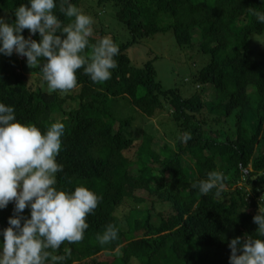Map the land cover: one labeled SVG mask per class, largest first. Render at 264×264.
Returning a JSON list of instances; mask_svg holds the SVG:
<instances>
[{
	"label": "trees",
	"instance_id": "obj_1",
	"mask_svg": "<svg viewBox=\"0 0 264 264\" xmlns=\"http://www.w3.org/2000/svg\"><path fill=\"white\" fill-rule=\"evenodd\" d=\"M86 1L71 0L83 13ZM27 2L0 0V17L14 23L16 8ZM109 2L131 38L103 29L89 37L90 45L105 36L113 39L120 49L118 67L100 84L78 69L80 91L72 96L73 107L59 90L45 89L41 64L31 68L27 59L0 54V102L14 106L18 121L34 124L43 133L57 121L56 112L63 114L65 134L57 157L63 172L57 173L56 187L74 191L86 186L102 197L87 217L84 239L65 241L60 249L49 251L64 255L66 247L71 249L65 264H229L230 241L255 235L253 217L264 208V52L255 59L251 46L254 34L264 35V24L249 11H264V0H97L91 5ZM53 11L64 26L74 20L60 12L59 2ZM169 31L181 48L198 46L210 55L194 73V81L214 85V100L206 101L199 89L183 96L176 87L165 88L157 78L156 58L141 67L132 64L131 45ZM195 32L200 33L198 42ZM29 34L25 29V38ZM91 50L86 48L82 55ZM28 73L41 77L29 82ZM118 96H128L149 117L169 108L180 134L190 132L192 138L187 143L166 142L156 151L154 137L146 133L140 156L132 159L126 151L134 141L123 131L129 121L123 120L116 131V116L109 108L110 98ZM205 110L220 128L208 126L201 116ZM210 171L225 177L219 196L215 189L202 196L192 187ZM129 198L142 205L141 211L132 208L121 218L118 209ZM159 203H169L172 209L156 212ZM13 209L12 202L0 209V229L9 226ZM30 213L26 208L23 215ZM109 224L119 229L118 239L102 246L96 237Z\"/></svg>",
	"mask_w": 264,
	"mask_h": 264
},
{
	"label": "clouds",
	"instance_id": "obj_2",
	"mask_svg": "<svg viewBox=\"0 0 264 264\" xmlns=\"http://www.w3.org/2000/svg\"><path fill=\"white\" fill-rule=\"evenodd\" d=\"M57 2L61 13L74 18L66 26L54 14ZM249 11L264 24V11ZM14 16V23L0 17V54L26 57L31 68L41 64L42 80L50 91L67 93L76 88L78 69L83 68L100 84L118 67V45L109 36L90 45L94 20L71 0H28L16 8ZM25 29L29 30L28 38L23 35ZM37 33L39 42L32 38ZM88 47L90 55H82ZM64 134V123L56 121L42 133L36 125L18 121L14 106L0 102V209L14 203L9 226L0 229V264H65L71 249L66 247L64 255H54L49 249L58 250L65 241L75 244L84 239L89 228L87 217L102 197L86 186L74 191L56 187L57 173L63 172L57 157ZM191 138L190 132L178 136L182 143ZM224 180L222 172L210 171L192 187L202 196L213 189L219 196ZM26 208L31 210L30 217L23 215ZM253 222L258 225L255 235L246 233L230 241L229 264H264V208H259ZM118 235L119 229L109 224L96 239L103 246L117 240Z\"/></svg>",
	"mask_w": 264,
	"mask_h": 264
},
{
	"label": "rangeland",
	"instance_id": "obj_3",
	"mask_svg": "<svg viewBox=\"0 0 264 264\" xmlns=\"http://www.w3.org/2000/svg\"><path fill=\"white\" fill-rule=\"evenodd\" d=\"M97 0H87L84 4V13L90 15L93 20V33L100 34L103 29L106 32L116 34L123 39L131 38L129 32L124 30L123 25H119L115 19L114 5L110 2L107 5L93 6ZM6 20V19H5ZM7 22V21H6ZM200 37L199 32H195V42H198ZM38 42L40 36L36 34L32 37ZM251 46L253 50V57L260 59L264 52V35L254 34L251 40ZM19 60L27 59L18 54L13 53ZM128 55L131 58L132 64L135 66H143L148 60L155 59V67L157 70V78L163 83L165 88H178L183 96H190L194 91L199 89L202 92L206 101H212L216 97V88L212 84L199 85L194 81V73L198 72L208 61H210L209 54H203L202 50L198 46L190 48H181L175 40L172 31L167 33H160L154 39H141L138 42L131 45L128 49ZM259 57V58H258ZM44 61H41L43 63ZM37 64L35 66H39ZM28 81L34 82L41 77L39 74H27ZM45 89L49 92L47 83L44 85ZM252 90V89H251ZM80 91V85L77 82V87L73 90L62 93L67 99V105L73 107L76 105L72 96H75ZM109 108L112 109L116 116L115 130L118 131L120 124L123 120L128 119V123L123 126V131L128 138L133 139L134 146L126 151L127 155L134 160H137L139 155V148L143 142L146 133L151 134L154 138L152 141V148L156 151H161L165 143L175 144L178 141V136L181 135L179 128L176 127L172 111L169 108L162 110L158 115L149 117L143 113L137 106H135L128 96L111 97L109 101ZM211 112L205 110L204 115H201L203 119L208 120V126H213L218 129L221 127L220 123H216ZM57 121H61L63 114L56 112L54 114ZM235 127L232 129V135H235ZM179 131V132H178ZM208 133L210 134V127H208ZM135 169V168H134ZM228 177H234L233 173L226 171ZM241 184V183H240ZM127 201L118 209V214L121 218L129 216V212L132 208H135L137 213L141 211L142 205L137 206L136 202L132 199H126ZM151 199L148 200L150 204ZM169 203H159L156 208V212L169 211L172 209ZM125 226V225H124ZM144 231L138 233L142 235ZM0 236V241L1 240ZM2 250V249H0ZM133 264H139L138 261H133Z\"/></svg>",
	"mask_w": 264,
	"mask_h": 264
}]
</instances>
